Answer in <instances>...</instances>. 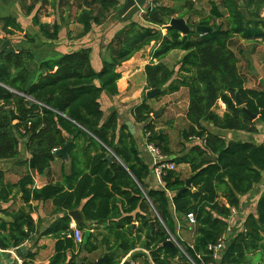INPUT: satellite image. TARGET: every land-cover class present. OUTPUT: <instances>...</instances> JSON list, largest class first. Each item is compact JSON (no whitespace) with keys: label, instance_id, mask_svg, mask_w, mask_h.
Wrapping results in <instances>:
<instances>
[{"label":"trees","instance_id":"obj_1","mask_svg":"<svg viewBox=\"0 0 264 264\" xmlns=\"http://www.w3.org/2000/svg\"><path fill=\"white\" fill-rule=\"evenodd\" d=\"M213 1L212 18L221 19L223 15ZM217 1L228 13L226 26L213 25L211 33L189 34L186 39L164 21L154 20L150 13L143 19L145 25L125 19V25L114 30V36L102 48L100 58L109 57L110 62L102 61L99 71L91 66L88 48L65 54L45 53L36 63L34 52L28 48L13 53L0 51V161L17 158L22 139L24 152L29 154L21 162L28 172L16 183H5L0 169V203H6L17 191L25 204L9 214L10 222L0 219V251L19 249L32 240L37 224L31 218L30 204L50 201L57 211L79 209L95 233H89L79 223L82 240L76 243L68 218L56 221L48 232L59 228L60 222L63 226L54 234L56 244L48 264H78L72 251L91 253L99 247L105 248L99 258L101 264H121L136 248L145 250L147 255L133 254V264L250 263L249 256L262 249L264 242V191L257 201L256 214L247 216L241 232L228 237L218 260L213 259L208 247L226 234L231 210L240 207L239 198L262 182L264 143L237 140L233 135L254 134L257 123H264V91L244 87L246 78L238 68L232 39L239 36L264 43V20L256 11H249L255 0L245 6L247 17L235 0ZM92 2L100 6L98 14L102 16L119 8L118 0ZM190 2L185 0V6ZM155 12L168 20L176 14L164 6ZM32 21L41 36L52 41L57 40L64 27L54 24L50 28L40 23L37 14ZM76 22L82 28L79 39L92 31V25H101L92 9L82 11ZM0 23L5 35L22 32L15 19L2 17ZM200 24L209 26V21ZM155 26H166L161 41V31ZM153 44H159L151 53L157 63L150 62L144 68L146 88L155 85L162 89L155 100L181 88L187 90L188 128L181 135L184 141L195 138L200 143L174 156L168 135L156 130L158 118L152 119L155 111L144 95L129 111L130 118L141 126L146 144H152L166 157V164L189 169L187 177L177 170H164L159 186L148 188L145 180L151 169L139 156L137 137L130 133L117 111H103L101 97L118 95L121 75L117 69ZM174 50L184 53L176 71L161 62ZM236 94L256 120L235 106ZM219 103L224 105L221 115ZM67 143L68 163L61 164V181L36 188L29 171L46 173L55 158L63 159L56 157L55 151ZM109 155L111 162L107 161ZM187 179H191V184L185 189ZM188 214L194 219V225L189 226L194 232L191 245L176 239L178 229L188 226ZM171 237L182 250L164 246ZM35 255L28 249L21 257L23 264H31Z\"/></svg>","mask_w":264,"mask_h":264},{"label":"crops","instance_id":"obj_2","mask_svg":"<svg viewBox=\"0 0 264 264\" xmlns=\"http://www.w3.org/2000/svg\"><path fill=\"white\" fill-rule=\"evenodd\" d=\"M34 15H36V14H34ZM45 19H46V23H42V24H50L51 20L55 19V14L52 13L49 17H47ZM156 28H158L161 31L163 36L165 35L161 28H159V27H156ZM66 29L67 28L65 26L62 27L60 35H59L60 38H59L58 45L60 46L59 52L61 53V51H62L61 54H65V53H68L70 51H76L77 49H79L78 47L88 48L91 51L90 63H91L92 68L95 71L100 70L102 61L110 62L109 57H105L103 59L100 58V52H102L101 51L102 48L104 46H106V44L109 42L110 38H108L107 43H105L106 38L99 35L97 37L98 40L96 42L98 45H97V48H95L94 43L96 40L94 38L95 36L93 33L90 32L86 36H84L80 39L79 38L76 39V37H74V35H71V34H70V36L69 35L64 36V32L66 31ZM67 33L69 34V30L67 31ZM78 37H79V35H78ZM237 37L239 38V36H237ZM240 40L243 42V44H248L247 42H252V41L254 42L255 41V42H257L256 44L259 45L258 46L259 48L264 49V43H262L260 40H243V39H240ZM141 52H139V53H141ZM177 53L180 54V55H178L179 56L178 61H179L184 53L182 51L179 53V51L174 50V51L170 52L161 62L169 68H170V65L174 66L178 62V61L173 62V58L177 57V56H174V54H177ZM242 53L244 54L245 52L240 50L239 56L243 57V59H244V65H243L242 69H240L241 73L246 78L244 87L248 88V89H258V90L264 91V78L260 77L258 74L255 75L256 58L258 61H260L258 64L261 63L263 65L262 68L264 69V55L261 56V55H258L256 53H252V50H251V52L249 51V53H247V54L245 53L246 57ZM254 56H255V58H254ZM149 59H147V57L146 58H139V57L135 56V57L131 58L130 60H128L127 62L123 63L122 66L123 65L124 66L123 67L120 66L118 68L120 70L119 72H121V78L117 82L118 95L115 98H107L106 96L101 97V105H102L103 111H105L107 113L117 111L120 114L121 121L125 122L126 126L128 124L132 125V129L134 132L133 135H135L137 137V139H135V140H136V143L138 145L139 156L143 160L144 163H146L147 165L150 166V169H151V173H150L149 177L145 180V183H146L145 185L148 188H156L159 186L160 183L157 181V179L154 175L152 160H151L149 153L146 150V139L144 138L143 134L141 133V129H140L141 126L140 127L137 126L132 121V119L130 118V115H129V111H131V109H133L137 104H139L142 101V97L148 91L146 88L144 68L147 64L150 63V61H152L153 63H157V61L155 59H153V58H149ZM128 67H130V68H128ZM122 68H124L123 73H122ZM180 93H182V95L187 94V90L184 88H181L179 92L168 95V96H164L160 101H155L154 99H148L149 101H147L146 103L155 112H157L160 109L162 110V108L168 103L169 104H175L176 98H178V95ZM184 98H185V100H183V102H182V104L184 103L183 108H182L183 113L180 112L182 114L179 113L178 115H174V113L176 112V110H174L175 105H172L171 108L167 106L168 112H167V114H165L164 117L159 119V125L156 126V122H155L156 130L161 131L164 134L168 135L169 141H170V151H172L174 156H178L180 153L179 152L180 150L176 151L173 148L172 142L170 140L169 132H167V131L164 132L162 130L165 128V126L161 122L172 119V118H177L178 116H184V113L186 114V109L188 106V98L187 97H184ZM178 103H180V102H178ZM219 105L221 108V109H219V113L221 115L222 112L224 111V105L222 103H219ZM256 119H257V117H256ZM178 123L181 124V128H182L181 133H182V131H184L185 129L188 128V123L187 124H186V122L183 123V120L181 118H179L178 120H174L173 123L172 122L167 123L166 127L168 128L169 126L171 127V125H177ZM256 129H257V131L254 134L238 132V133H235L233 135V137L235 139L241 140V141H249V142H253L255 144H262V143H264V139H261L260 136L264 135V123L258 122ZM193 139L195 140L193 143H189V142L183 141V140L181 141V143L184 146L185 145L187 146L186 149H189V146L191 144L196 145V144H199L198 142H200V140H198V139H195V138H193ZM185 151H187V150H185ZM28 158H29V154L27 152H24V153H20L17 158L8 161V163L10 164L9 168L2 170L4 172L5 183L14 184L22 177V175H24L26 172H28L26 166L23 163H21ZM63 162L65 164L68 163V159H67V161H65L64 159L55 158L54 162L50 166V169L42 175H38L33 171H29V173L31 174V176L33 178L34 186L36 188H41L50 182L55 183V182L61 181L62 176H61V172H60V167H61V164ZM183 171L187 172L189 175V169L187 166H185V165L181 166V171L179 170V172L181 174H183L182 173ZM263 191H264V172L262 173V182L259 185H257L250 193L239 198V201H240L239 209L238 210H235V209L231 210V216L227 221V231H226V234H224L226 239H228V237L229 238L234 237L237 233H239L243 230V223L245 222L248 215H250V214L255 215L256 214L257 201L260 198ZM222 203L225 204V202L223 200H222ZM30 205H31L30 209L33 211L31 214V218L34 221V223L37 224L36 231L32 234V240H30L28 243H25L22 246V247H24V252H20V251H18V249L7 250L5 252L7 254H9L10 258L15 261V264H17L18 260L22 261V258H21L22 255L29 249L36 254L35 259L32 261L31 264H48L50 258L54 254V247L56 244V239L54 238V234H57L59 232V229L63 226L62 225L63 223L60 222L59 228L55 229L56 232L52 231L50 233V232H48V228L53 226V224L56 223V221H58V220L63 221L64 218H68L69 228L72 231H74L75 229L80 231L79 229H77L78 223H75L69 217V215H68L69 212L66 213L63 211H57L52 206L50 201L32 202ZM23 207H25V204L21 200V194L18 193L17 191L16 192L14 191L9 196L8 201L6 203H0V219L4 222H10L12 219H11V217H9V214L17 212L19 209H21ZM3 210L5 211V213L2 212ZM233 210L235 212L234 214L232 213ZM73 211H79L80 212L79 209H76ZM83 224L86 227V229H88L89 233H95L93 230L94 226H92L87 221H84V219H83ZM134 225L136 226V223H134ZM189 226L190 225L188 224V226L185 228L184 227L179 228L177 231V235H178V239L180 240L182 235H186V231L190 232V236H189L190 242H185V240H183V239H181V241L187 243L188 245H191L194 232H193V229ZM46 232H48L49 234H45ZM82 232H83V230H82ZM67 237H69V236H67ZM168 241H172L176 245V247H178L180 250H182V248L180 247L178 242L176 240L174 241L172 237ZM104 250H105L104 247H101V248L99 247V249L96 250L95 252L89 253V252H86L84 250L79 251L78 249H76V250L72 251V253L76 257V263L79 264V263H81V260L86 259L87 261L84 263L87 264L91 260H95L94 263L95 262L97 263L98 259L100 258V255L104 252ZM0 252L2 253V251H0ZM135 253H142V254L147 255V252L145 250H143L141 248H136L134 251H132L130 254H128L122 260V263H124L125 260H128L129 264H133L132 262H130L131 261L130 258ZM68 255H70V253H68ZM248 259L250 261L249 264H264V242L262 244V249L258 250L255 253H252ZM0 263L1 264H7L6 261H4V259L2 257H0ZM22 263H23V261H22Z\"/></svg>","mask_w":264,"mask_h":264},{"label":"rangeland","instance_id":"obj_3","mask_svg":"<svg viewBox=\"0 0 264 264\" xmlns=\"http://www.w3.org/2000/svg\"><path fill=\"white\" fill-rule=\"evenodd\" d=\"M119 1V8L116 10L110 9L108 13H105L103 16L98 14L100 6L97 3H93L92 0H0V18L2 17H10L12 19H15V21L19 24V26L22 29V32H16L12 36L5 35L0 30V51L5 50H13L14 52L16 50H20L22 48H28L32 50L35 54L36 60L35 63L45 57V53L55 52L56 54H60L59 50V36L57 40H49L46 38H43L41 36V33L38 30V27L33 25L32 17L34 14H37L39 17L40 23H46L47 17H49L52 13L55 14V19H52L50 24H46L48 27H53L54 24H60L61 26H65L67 29L64 32L65 35H74L76 39H78V35L82 32L81 26L76 22L77 18L81 15L82 11L84 10H90L92 9L94 12V15L97 17L99 16V19L101 20V25L95 26L92 25V31L91 33L94 34L95 38V48H97V40L98 36L101 35L105 37V43H107V39L110 37L112 38L114 36V30H118L121 26L125 25L124 20L125 17L122 18L119 14L121 11V8L124 4V0H118ZM156 2H159L160 7L164 6L168 9H173L175 13L179 16H184L188 20V24H195L199 19L205 18L209 16L210 12V0H186L191 1L188 6H185L183 0H155ZM249 0H240L239 3L242 7V9H245V6L248 7ZM217 3V2H216ZM213 4V3H212ZM32 8V11H29V8ZM52 11V12H51ZM219 11L223 14V16L227 15V11L221 7H219ZM249 11H256L259 15V18L264 20V0H255L252 2L251 6L249 7ZM247 13V12H246ZM173 18H176L175 16ZM143 17H138L136 14L130 19L134 20L138 23H143ZM127 20V19H126ZM53 22V23H52ZM211 22L215 23V25L218 23H221L222 25H225V22L223 20L214 21ZM1 26V23H0ZM166 26L161 27L163 33H166L165 30ZM69 30V34L67 31ZM198 35V34H197ZM233 42L235 43V46L233 47V51L238 59V68L242 69L244 65V59L243 57H240V50L244 51L246 54L249 53V51L252 53H256L258 55L263 56L264 55V49L259 48L256 43L257 42H247L248 44H243V42L238 37H233ZM50 41V42H49ZM76 51L82 49V47H78ZM179 51V50H177ZM71 52V51H70ZM181 51H179L180 53ZM62 53V51H61ZM152 49L146 48L141 53L135 54L133 57L137 56L139 58H152ZM243 54L246 57V54ZM178 55L180 54H174V56H177L176 58H173V62L178 61ZM183 56V55H182ZM132 57V58H133ZM255 58V56H254ZM150 60V59H149ZM152 62V61H150ZM179 62V61H178ZM178 62L172 66L170 65L169 69L177 70V64ZM260 61L256 58V72L255 75H259L260 77L264 78V69L262 68L263 65L260 63ZM34 63V64H35ZM124 66V65H123ZM122 66V67H123ZM126 67V66H125ZM130 68V67H128ZM120 70L117 69V72ZM124 72V68H122V73ZM241 72V71H240ZM255 78V77H254ZM149 90V89H148ZM180 91V90H179ZM168 96V95H166ZM184 97H187V94L180 93L178 95V98H176L175 104H166L162 108L161 114L158 116V120H156V126L159 125V119L164 117L165 114H167V106L172 107V105H175L174 110L176 112L174 115H178L180 112H182V108L184 103L182 104L183 100H185ZM163 97L159 99H154L155 101H160ZM149 101V100H147ZM180 102V103H178ZM181 107H179V106ZM166 107V108H165ZM183 113V112H182ZM180 113V114H182ZM167 116V115H166ZM181 118L183 120V123H188L185 119V113L184 116H178L177 118H172L166 121H162L161 123L165 126L164 129H162L164 132H169L170 140L172 142L173 148L179 152L186 149V145L184 146L181 141L182 135H181V124L178 123L177 125H171L168 128L166 127V124L169 122H174V120H178ZM227 138L229 137V134L227 135ZM261 139H264V135L260 136ZM184 141V140H183ZM195 140L190 139L187 142L193 143ZM200 143V142H198ZM21 144V153H24V144L25 139L20 140ZM192 145V144H191ZM190 145V146H191ZM189 146V147H190ZM8 161H0V169H8L9 168ZM174 170L181 171V166L176 167L174 166ZM183 176H188V173L183 171ZM86 233V232H85ZM82 234V233H81ZM190 232L186 231V235H182L181 239L185 240V242H190ZM178 239V238H176ZM174 239V240H176ZM180 239V241H181ZM179 240V239H178ZM95 260H91L90 262H94ZM126 261V260H125ZM137 264H140L139 262ZM175 264V263H172Z\"/></svg>","mask_w":264,"mask_h":264},{"label":"water","instance_id":"obj_4","mask_svg":"<svg viewBox=\"0 0 264 264\" xmlns=\"http://www.w3.org/2000/svg\"><path fill=\"white\" fill-rule=\"evenodd\" d=\"M149 0H124V4L121 8L120 11V16L122 18H126L127 20H130L135 14H137L138 8H144L146 6V4L148 3ZM236 3H239L240 0H235ZM240 4V3H239ZM242 15L244 17H247V13L245 11V9H240L239 10ZM152 18L156 21H164V23H166L167 27H171L176 29L182 36L184 39H186L187 35L191 32H195L198 35H202L205 33H211L213 30L211 27H204V26H196L194 29H192L191 27H189L186 24V17L185 18H170L169 20L166 19L165 17L161 16L158 12H152L150 13ZM163 35L162 33L160 34V38L159 40L161 41ZM156 45L154 44L152 46V51H154L156 49ZM14 51L11 50H7V53H13ZM162 92V89L156 87L155 85H152L151 88L145 93L144 99H153L155 96L160 95ZM143 100V99H142ZM235 106L236 107H241L242 110L249 115V117L252 120L256 119L255 115H251L249 112L246 111V109L243 107V102L240 100V97L238 94H236L235 97ZM162 110H158L157 112H155L152 115V119H157L158 116L161 114ZM128 130L130 131L131 134H133V129H132V125L128 124L127 125ZM70 147V143H67L66 146H64L62 149H59L57 151H55V156L56 157H61L63 158L65 161H67L68 159V150ZM112 160V155L107 156V161L111 162ZM190 184H191V179H187L185 182V189L190 188ZM69 217L75 222V223H83V218L81 216V213L79 211H71L68 213ZM152 226V225H151ZM153 229V226H152ZM87 236V234H85ZM164 246H168L171 248L176 247V245L172 242V241H167ZM18 251L20 252H24V247H20L18 249ZM0 257H2L4 259V261H6V263L8 264H15V261L13 259L10 258V255L7 254L5 251H2V253L0 252ZM21 257V256H20ZM1 264V263H0ZM96 264H101V259L98 260V262ZM122 264H129V261L126 260L124 261V263Z\"/></svg>","mask_w":264,"mask_h":264},{"label":"built area","instance_id":"obj_5","mask_svg":"<svg viewBox=\"0 0 264 264\" xmlns=\"http://www.w3.org/2000/svg\"><path fill=\"white\" fill-rule=\"evenodd\" d=\"M158 7V4L156 3L155 0H151L149 2V4L144 7V8H138V17H144L145 15H147L148 13H151L154 9H156ZM146 150L149 153L151 160H152V164L154 166V175L157 179V181L160 183L161 180V176L164 170H174V166L171 164H166V157H164L161 152L159 151V149H157L155 146H153L152 144H146ZM233 214L235 213L234 210L232 212ZM186 220L188 222L189 225H194V219L192 214H188L186 216ZM73 238L77 243H80L82 240V234L80 231L78 230H74L73 231ZM174 240V238H173ZM226 237L223 235L218 242L215 245H210L208 247L209 251L213 252V259L214 260H218L219 258V253L220 250L224 247V244L226 242ZM175 241V240H174ZM176 243V242H175ZM17 264H23L21 260L17 261ZM209 264H213V263H209Z\"/></svg>","mask_w":264,"mask_h":264},{"label":"flooded vegetation","instance_id":"obj_6","mask_svg":"<svg viewBox=\"0 0 264 264\" xmlns=\"http://www.w3.org/2000/svg\"><path fill=\"white\" fill-rule=\"evenodd\" d=\"M212 0H210V2H211ZM217 2V3H216ZM213 4L215 5V6H217L218 7V10H219V7H221V8H223L222 7V5L220 4V2L219 1H217V0H214L213 1ZM224 9V8H223ZM246 11V10H245ZM220 12V11H219ZM221 13V12H220ZM222 14V13H221ZM223 15V14H222ZM174 16H176V18H178V16L179 15H177V14H175ZM227 17H228V13H227V15L226 16H223L221 19H213L212 18V14H211V6H210V12H209V16H207V17H205V18H201V19H199L195 24H188V20L186 21V24L189 26V27H191L192 29H194L196 26H204V27H212L213 25H215V23H213V22H211L212 20H214V21H218V20H223L224 22L226 21V19H227ZM181 18H185L184 16L183 17H181ZM178 19H180V18H178ZM208 19V21H209V26H206V25H201L200 23L201 22H203L204 20L206 21ZM221 23H217L216 24V26H218V25H220ZM189 34H191V35H194V34H196L194 31L193 32H191V33H189ZM188 34V35H189ZM235 37H237V36H235Z\"/></svg>","mask_w":264,"mask_h":264},{"label":"clouds","instance_id":"obj_7","mask_svg":"<svg viewBox=\"0 0 264 264\" xmlns=\"http://www.w3.org/2000/svg\"><path fill=\"white\" fill-rule=\"evenodd\" d=\"M150 1H151V0L148 1V3L146 4V6L149 4ZM156 3L158 4V7H160V5H159L160 3H159V2H156ZM146 6H145V7H146ZM158 7H157V8H158ZM157 8H156V9H157ZM156 9H154L152 12H154ZM152 12H151V13H152ZM137 13H138V11H137ZM136 15H137V14H136ZM137 16H138V15H137ZM144 17H145V16H144ZM144 17H143V19H144ZM143 19H142V20H143ZM153 45H154V44H153ZM153 45H152V46H153ZM155 45L158 47L159 44H158V45L155 44ZM152 46H151V48H152ZM157 47H156V49H157ZM156 49H155V50H156Z\"/></svg>","mask_w":264,"mask_h":264}]
</instances>
